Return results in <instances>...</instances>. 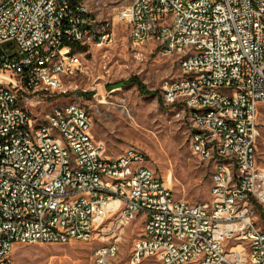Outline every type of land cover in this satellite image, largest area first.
<instances>
[{"label": "built area", "instance_id": "built-area-1", "mask_svg": "<svg viewBox=\"0 0 264 264\" xmlns=\"http://www.w3.org/2000/svg\"><path fill=\"white\" fill-rule=\"evenodd\" d=\"M115 2L100 19L80 0H0V264H14L18 245L90 243L107 234L100 227L109 218L116 230L137 217L143 229L129 264H264V169L256 160L264 0ZM119 22L129 24L133 45L155 42L178 57L181 77L164 82L163 100L182 107L195 156L226 159L212 174L210 203L176 199L140 149L105 157L78 104L54 107L47 129L20 105V90L60 91L64 78L83 74L85 49L111 44ZM138 180L142 193L132 192ZM117 241L98 247L94 264H114Z\"/></svg>", "mask_w": 264, "mask_h": 264}, {"label": "rangeland", "instance_id": "rangeland-1", "mask_svg": "<svg viewBox=\"0 0 264 264\" xmlns=\"http://www.w3.org/2000/svg\"><path fill=\"white\" fill-rule=\"evenodd\" d=\"M100 19L112 16L115 0H81ZM84 73L64 78L60 91L28 94L20 90V105L28 109L36 124L45 121L54 107L76 103L92 119V137L102 146L105 157L116 159L129 148L140 149L147 155L148 166L164 179L176 199L190 204L212 201L214 163H204L192 153L190 128L178 116L180 105H167L163 100L165 81L181 77L178 57L164 56L155 42L140 46L131 41L127 22L114 25L111 44L85 49ZM135 78L147 95L141 94ZM256 160L264 169V104L259 106ZM109 218L96 240L73 241L65 245H18L13 252L14 264H94V251L115 242L119 253L114 264H129L134 242L140 237L143 219L114 230ZM264 227L263 222H261ZM112 228V231H110ZM231 243L228 244V247ZM247 262V260L245 261Z\"/></svg>", "mask_w": 264, "mask_h": 264}, {"label": "bare ground", "instance_id": "bare-ground-1", "mask_svg": "<svg viewBox=\"0 0 264 264\" xmlns=\"http://www.w3.org/2000/svg\"><path fill=\"white\" fill-rule=\"evenodd\" d=\"M83 8L88 14H92L85 6L83 2H81ZM79 45L80 46H87V36H79ZM62 62L63 63H70V54H62ZM35 123V122H34ZM39 129H47V122L39 123ZM219 146H226V138H219ZM211 163H214L215 170L218 168H222V166H226V159L223 157H216L212 159ZM145 189V180H138V184L132 185V192L134 193H142Z\"/></svg>", "mask_w": 264, "mask_h": 264}, {"label": "trees", "instance_id": "trees-1", "mask_svg": "<svg viewBox=\"0 0 264 264\" xmlns=\"http://www.w3.org/2000/svg\"><path fill=\"white\" fill-rule=\"evenodd\" d=\"M127 84H136L138 86V89L141 92V94H143V95L148 94V92L145 90L144 86L140 82H138L135 78L128 80Z\"/></svg>", "mask_w": 264, "mask_h": 264}]
</instances>
